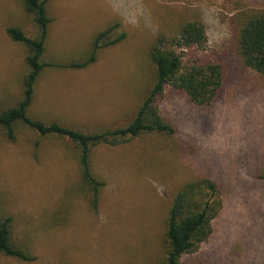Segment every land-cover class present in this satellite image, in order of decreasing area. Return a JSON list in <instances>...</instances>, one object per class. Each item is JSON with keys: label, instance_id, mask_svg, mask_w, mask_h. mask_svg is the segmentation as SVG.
Masks as SVG:
<instances>
[{"label": "rangeland", "instance_id": "374dc122", "mask_svg": "<svg viewBox=\"0 0 264 264\" xmlns=\"http://www.w3.org/2000/svg\"><path fill=\"white\" fill-rule=\"evenodd\" d=\"M263 8L264 0H48L41 57L48 65L27 108L35 121L83 133L124 126L155 82L156 37L175 36L187 22L204 26L205 43L181 50L184 66L219 64L223 85L208 106L167 87L159 113L173 134L91 147L95 210L75 143L22 122L13 140L0 128V221L10 217L12 242L35 256L0 254V264H164L169 207L204 175L220 186L223 207L208 240L181 264H264V76L242 66L231 23L239 11ZM115 25L109 38H124L100 48L94 63L62 67L85 60L94 36ZM9 26L39 35L21 0H0V111L18 105L29 73L28 49L9 37Z\"/></svg>", "mask_w": 264, "mask_h": 264}, {"label": "trees", "instance_id": "16d2710c", "mask_svg": "<svg viewBox=\"0 0 264 264\" xmlns=\"http://www.w3.org/2000/svg\"><path fill=\"white\" fill-rule=\"evenodd\" d=\"M24 9L31 14L39 29L37 38L25 36L19 27L9 26V37L23 43L28 54L25 58L29 73L24 78V92L18 105L0 111V128L8 140L14 139L13 125L22 122L40 135L65 137L79 148L80 171L84 182L93 188L92 208L97 206L98 184L90 173L88 154L91 147L100 143L117 145L121 140H130L144 132L174 133V127L160 115L159 103L167 87L184 92L188 100L197 106H208L218 95L223 85V70L216 63H192L184 66L183 51L201 47L205 43V28L199 22H187L175 36L159 34L150 48V58L155 67V82L147 92L130 122L122 127L96 133H83L56 122L44 124L28 117L27 108L33 95V84L42 69L41 61L49 25L46 12L48 0H21ZM236 28L235 50L242 66L264 76V8L248 14L239 11L231 18ZM111 26L100 31L93 39L88 57L81 62H71L67 67L81 69L96 61L100 48L118 43L124 38L120 34L114 39L109 35ZM178 48L180 51H178ZM223 207L220 186L211 176L204 175L187 182L175 195L169 210L165 239L167 243L164 264H181L183 254L193 252L212 234V221ZM11 218L0 221V254L23 261H32V256L15 245L10 234Z\"/></svg>", "mask_w": 264, "mask_h": 264}, {"label": "crops", "instance_id": "0c3cea01", "mask_svg": "<svg viewBox=\"0 0 264 264\" xmlns=\"http://www.w3.org/2000/svg\"><path fill=\"white\" fill-rule=\"evenodd\" d=\"M100 31H102V30H100ZM98 33H99V32H98ZM95 36H96V35H95ZM95 36H94V38H95ZM94 38H93V39H94ZM92 42H93V40H92Z\"/></svg>", "mask_w": 264, "mask_h": 264}]
</instances>
